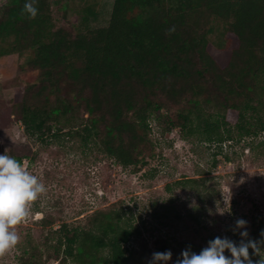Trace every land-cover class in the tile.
Returning a JSON list of instances; mask_svg holds the SVG:
<instances>
[{
  "label": "trees",
  "instance_id": "16d2710c",
  "mask_svg": "<svg viewBox=\"0 0 264 264\" xmlns=\"http://www.w3.org/2000/svg\"><path fill=\"white\" fill-rule=\"evenodd\" d=\"M64 1L36 0L30 19L25 0H7L0 15L1 39L14 41L0 57L30 51L39 74L34 103L21 107L30 137L60 140L53 133L69 130L87 152L128 169L152 152L151 118L219 143L232 138L230 122L241 136L264 133V0H115L108 27L74 38L52 23V6ZM173 109L175 117L162 114ZM79 112L87 118L77 126ZM89 223L64 225L56 254L69 264H135L127 246L141 232L124 202ZM169 250L156 239L155 252ZM249 258L259 264L251 248Z\"/></svg>",
  "mask_w": 264,
  "mask_h": 264
},
{
  "label": "rangeland",
  "instance_id": "374dc122",
  "mask_svg": "<svg viewBox=\"0 0 264 264\" xmlns=\"http://www.w3.org/2000/svg\"><path fill=\"white\" fill-rule=\"evenodd\" d=\"M114 1L65 0L51 8L54 28L73 38L106 28ZM6 2L0 0V15ZM12 45V39L5 43L0 37V49ZM31 56L27 51L0 57V154L8 151L22 158L47 191L17 227L20 241L0 255V264H69L55 252L62 227H88L91 216L119 202L128 207L141 232L127 246L135 264H149L159 237L169 242L171 264L182 251L191 248L199 253L216 237L239 245L242 231L248 232L244 242L254 241L264 252V133L241 136L230 122L232 138L219 143L202 133L173 128L165 119L159 123L151 118V154L144 155L138 167L123 169L97 152L84 150L77 137H66L69 130L54 132L62 138L49 137L47 142L25 132L21 107L25 98L34 103L39 87L38 72L28 66ZM201 110L212 111L204 104ZM162 114L175 117L177 110ZM81 117L87 115H73L74 124L78 126ZM185 179L200 183L186 188L174 185ZM239 219L247 222L244 229L237 228Z\"/></svg>",
  "mask_w": 264,
  "mask_h": 264
},
{
  "label": "clouds",
  "instance_id": "9594fccd",
  "mask_svg": "<svg viewBox=\"0 0 264 264\" xmlns=\"http://www.w3.org/2000/svg\"><path fill=\"white\" fill-rule=\"evenodd\" d=\"M36 0H25L23 12L30 19L38 15ZM47 188L40 179L28 171L23 162L8 155V151L0 154V255L6 254L16 247L20 241L17 227L30 216L32 206L46 193ZM37 218L39 214H37ZM247 222L236 221L237 228L244 229ZM241 243L237 245L228 238L216 237L208 242L207 247L199 253L191 248L182 251L176 264H251L249 249H253L264 264V255L254 241H248V232H240ZM229 252L231 255L226 256ZM173 253L169 251L154 252L149 264H171Z\"/></svg>",
  "mask_w": 264,
  "mask_h": 264
}]
</instances>
